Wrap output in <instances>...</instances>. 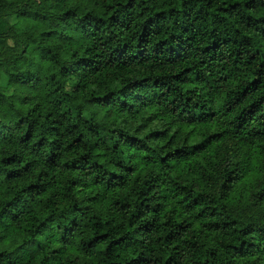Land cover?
<instances>
[{
    "label": "trees",
    "instance_id": "1",
    "mask_svg": "<svg viewBox=\"0 0 264 264\" xmlns=\"http://www.w3.org/2000/svg\"><path fill=\"white\" fill-rule=\"evenodd\" d=\"M0 264H264V0H0Z\"/></svg>",
    "mask_w": 264,
    "mask_h": 264
},
{
    "label": "rangeland",
    "instance_id": "2",
    "mask_svg": "<svg viewBox=\"0 0 264 264\" xmlns=\"http://www.w3.org/2000/svg\"><path fill=\"white\" fill-rule=\"evenodd\" d=\"M1 84H4V81H1V82H0V85H1Z\"/></svg>",
    "mask_w": 264,
    "mask_h": 264
}]
</instances>
